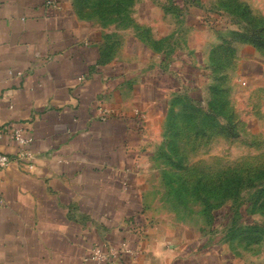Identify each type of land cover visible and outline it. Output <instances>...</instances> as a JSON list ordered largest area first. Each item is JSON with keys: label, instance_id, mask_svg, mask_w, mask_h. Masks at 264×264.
Returning <instances> with one entry per match:
<instances>
[{"label": "crops", "instance_id": "0c3cea01", "mask_svg": "<svg viewBox=\"0 0 264 264\" xmlns=\"http://www.w3.org/2000/svg\"><path fill=\"white\" fill-rule=\"evenodd\" d=\"M148 1L104 31L74 0H0V130L23 127L36 154L0 168V264H237L210 236L175 245L147 208L142 159L204 85L213 28L204 0Z\"/></svg>", "mask_w": 264, "mask_h": 264}, {"label": "rangeland", "instance_id": "374dc122", "mask_svg": "<svg viewBox=\"0 0 264 264\" xmlns=\"http://www.w3.org/2000/svg\"><path fill=\"white\" fill-rule=\"evenodd\" d=\"M143 1L90 0L80 14L122 30L134 27ZM204 1L213 27L207 77L173 104L175 123L142 159L141 183L153 221L175 245L210 236L237 264H264V202L253 206L264 189V43L235 37L260 27L264 38V0Z\"/></svg>", "mask_w": 264, "mask_h": 264}, {"label": "built area", "instance_id": "2783aa9c", "mask_svg": "<svg viewBox=\"0 0 264 264\" xmlns=\"http://www.w3.org/2000/svg\"><path fill=\"white\" fill-rule=\"evenodd\" d=\"M81 78L83 79V77ZM4 133H8L9 136L17 142L18 150L13 154L0 151V168H7L13 163L19 165L25 164L30 169L34 168L36 154L30 147L32 138L25 134L24 128L16 126L10 131L2 129L0 130V138L3 137ZM120 249L132 252V249L128 246L127 242H123ZM118 251V247H110L107 250L96 247L91 250L92 254L90 255V258L94 261L100 262L101 259H109L112 254L115 255Z\"/></svg>", "mask_w": 264, "mask_h": 264}, {"label": "trees", "instance_id": "16d2710c", "mask_svg": "<svg viewBox=\"0 0 264 264\" xmlns=\"http://www.w3.org/2000/svg\"><path fill=\"white\" fill-rule=\"evenodd\" d=\"M89 1L90 0H74L75 5L77 6L78 11H80V10L84 11L85 8H86V6L89 4ZM187 1H189V0H187ZM191 1L193 3H200L199 0H191ZM260 32H261V28L260 27L259 28H256L255 27V30L253 31L252 34L247 35L246 33H237V34H235V37L238 36L237 39L242 38L243 40L252 41L256 45H263L264 38H263V36H262V34ZM177 100H179V99H177ZM210 105L213 106L214 103L213 102H210ZM188 107H190V109H191L192 108V105L189 104ZM171 113H172V109L170 110V113L168 115V121H167V123L169 125H172L173 122H174L173 117H172L173 114H171ZM206 117L208 119H210L212 116L211 117L204 116L205 119H206ZM263 202H264V189L257 194L256 199L253 201V206L255 207L257 205H262Z\"/></svg>", "mask_w": 264, "mask_h": 264}]
</instances>
